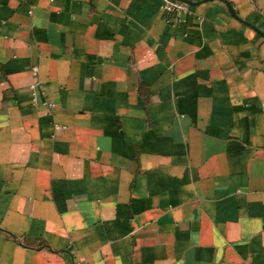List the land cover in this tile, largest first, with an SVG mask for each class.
Returning a JSON list of instances; mask_svg holds the SVG:
<instances>
[{
    "label": "crops",
    "instance_id": "obj_1",
    "mask_svg": "<svg viewBox=\"0 0 264 264\" xmlns=\"http://www.w3.org/2000/svg\"><path fill=\"white\" fill-rule=\"evenodd\" d=\"M177 1L0 0V264H264V0Z\"/></svg>",
    "mask_w": 264,
    "mask_h": 264
},
{
    "label": "built area",
    "instance_id": "obj_2",
    "mask_svg": "<svg viewBox=\"0 0 264 264\" xmlns=\"http://www.w3.org/2000/svg\"><path fill=\"white\" fill-rule=\"evenodd\" d=\"M160 9L166 14L176 15L182 9V4L177 0H163ZM31 72L35 76L37 74V69L33 68Z\"/></svg>",
    "mask_w": 264,
    "mask_h": 264
},
{
    "label": "water",
    "instance_id": "obj_3",
    "mask_svg": "<svg viewBox=\"0 0 264 264\" xmlns=\"http://www.w3.org/2000/svg\"><path fill=\"white\" fill-rule=\"evenodd\" d=\"M181 1L186 2L187 4H189V2L187 0H181Z\"/></svg>",
    "mask_w": 264,
    "mask_h": 264
}]
</instances>
